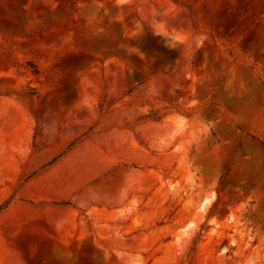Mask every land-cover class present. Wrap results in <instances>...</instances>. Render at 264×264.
Instances as JSON below:
<instances>
[{"label":"rangeland","instance_id":"rangeland-1","mask_svg":"<svg viewBox=\"0 0 264 264\" xmlns=\"http://www.w3.org/2000/svg\"><path fill=\"white\" fill-rule=\"evenodd\" d=\"M0 264H264V0H0Z\"/></svg>","mask_w":264,"mask_h":264},{"label":"trees","instance_id":"trees-1","mask_svg":"<svg viewBox=\"0 0 264 264\" xmlns=\"http://www.w3.org/2000/svg\"><path fill=\"white\" fill-rule=\"evenodd\" d=\"M216 106V104H214Z\"/></svg>","mask_w":264,"mask_h":264}]
</instances>
